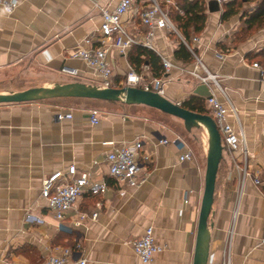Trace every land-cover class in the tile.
Wrapping results in <instances>:
<instances>
[{
	"label": "crops",
	"instance_id": "0c3cea01",
	"mask_svg": "<svg viewBox=\"0 0 264 264\" xmlns=\"http://www.w3.org/2000/svg\"><path fill=\"white\" fill-rule=\"evenodd\" d=\"M203 1L206 21L202 31L192 33L199 36L195 51L208 70L217 74L235 108V114L226 113L225 121L236 131L240 126L246 150L244 159L242 148L231 151L223 147L209 215L207 264H225L227 257L230 264H264V78L251 65L264 63V30L230 45L229 33L238 20H221L222 7L208 11L210 0ZM117 2L16 0L11 13L0 3V92L71 81L93 84L94 69L69 52L97 29L99 7H113ZM122 20L131 29L126 16ZM153 44L154 51L172 63L165 75L163 96L179 104L190 96L199 97L209 111L205 101L209 87L186 71L194 59L174 57L178 38L157 30ZM106 46L113 80H123L131 66L127 53L120 54L109 42ZM64 64L76 68L78 74L62 73ZM91 100L0 104V264H42L54 247L72 246L76 241L81 245L80 254L72 261L83 257L86 264H140L129 241L149 225L156 242L163 246L149 264H192L206 146L194 151L166 124L148 117L146 108L151 107L142 104L94 100L103 104L96 108L99 121L92 124V107L87 102ZM69 110L71 118L56 119V112ZM163 138L167 144L159 141ZM176 138L179 141L174 142ZM134 139L142 141L149 160L139 172L141 182L128 186L108 175L105 155L113 144ZM186 147L192 149L194 158L180 161L178 156ZM68 164L107 183L103 193L84 194L77 200L78 210L95 211L97 217L76 227H70L73 210L58 223L40 195L42 179ZM241 166L249 175L243 174Z\"/></svg>",
	"mask_w": 264,
	"mask_h": 264
},
{
	"label": "built area",
	"instance_id": "2783aa9c",
	"mask_svg": "<svg viewBox=\"0 0 264 264\" xmlns=\"http://www.w3.org/2000/svg\"><path fill=\"white\" fill-rule=\"evenodd\" d=\"M216 1L222 7L224 3L230 0ZM0 3L6 13H11L15 7L16 0H0ZM170 3L175 4L174 0H118L113 7H99L101 18L99 26L93 32L84 36L69 54L94 69L97 77L94 79L93 85L101 88L133 86L163 95V85L166 81L165 75L172 66L171 61L167 57L160 56L162 68L160 76L151 75L149 66L142 64L138 70L129 66L123 80L116 82L113 80L111 65L106 59V42H109L110 46L114 47L120 54L125 55L136 44L154 50L153 37L157 30H165L175 35L194 59L193 66L191 69L186 70L187 73L209 87V94L205 101L209 106L208 112L220 133L223 147L231 151L242 148L245 159V138L240 126L236 131L225 121L226 113L231 111L235 114V108L227 99L217 74L210 72L197 55L195 44L199 41V36L192 34L189 38L184 37L181 30L172 21L168 8L164 7ZM123 16H126V22L132 24L131 29H126L122 20ZM262 29L264 30V26ZM251 65L264 78V65L258 62H252ZM60 71L71 76L78 74L76 68L66 64L60 67ZM216 92L223 99H218ZM55 117L57 120L71 118L72 111H58ZM99 117L100 113L97 109H89L90 123H97ZM176 139L173 141H179L178 138ZM159 141L164 144L168 143L166 138ZM180 143L184 145V142L181 141ZM193 158L194 154L190 147H186L178 156L180 161H190ZM147 160H149V155L143 152L140 139L113 144L105 155L108 175L117 183L127 184L128 186H137L141 182L139 172ZM240 170H242L244 175H249L244 166H241ZM253 181L255 184H259L257 177H254ZM106 188L107 183L104 179L93 178L89 171L79 170L75 164H68L64 168L52 171L42 179L40 195L45 199L47 209H49L58 223H62L66 213L73 210L75 217L70 220V227H76L82 225L88 218L95 220L97 217V212L95 211L84 212L78 210L76 206L77 200L84 194H101ZM184 202H187V198H184ZM129 244L138 256L140 264H149L153 256L163 249V246L156 242L153 236V228L150 225L144 228L140 236L130 240ZM80 248L81 245L78 241L72 246H56L47 254L42 264H86V260L83 257H78L72 261L74 255L80 254ZM225 264H230L229 257H227Z\"/></svg>",
	"mask_w": 264,
	"mask_h": 264
},
{
	"label": "water",
	"instance_id": "95a60500",
	"mask_svg": "<svg viewBox=\"0 0 264 264\" xmlns=\"http://www.w3.org/2000/svg\"><path fill=\"white\" fill-rule=\"evenodd\" d=\"M208 11L219 10L216 0L207 3ZM58 98H86L102 101H117L125 104H142L182 120L186 131L203 127L207 134V148L205 155V169L203 177V192L198 211L195 244L192 264H207L210 222L213 194L215 189L216 172L222 157L223 145L220 133L213 118L209 114H202L188 110L179 103L167 99L153 91L138 87H105L80 81L54 83L51 86H33L12 92H0V104L23 103Z\"/></svg>",
	"mask_w": 264,
	"mask_h": 264
},
{
	"label": "trees",
	"instance_id": "16d2710c",
	"mask_svg": "<svg viewBox=\"0 0 264 264\" xmlns=\"http://www.w3.org/2000/svg\"><path fill=\"white\" fill-rule=\"evenodd\" d=\"M249 0H230L222 5L221 20H228L238 13L239 5ZM258 5L247 14L244 23L246 30L256 31L264 26V0H258ZM174 5L169 11L172 21L181 30L184 37L189 38L192 33L202 31L205 21V5L203 0H174ZM176 7V8H175ZM174 57L183 61L192 60V56L183 44L174 51ZM128 63L138 70L142 64H147L151 73L160 76L162 73L160 56L152 49L136 44L127 52ZM261 64V61H258ZM116 102V101H111ZM180 105L188 110L202 114H209L204 100L199 97L190 96L183 100ZM210 115V114H209Z\"/></svg>",
	"mask_w": 264,
	"mask_h": 264
},
{
	"label": "rangeland",
	"instance_id": "374dc122",
	"mask_svg": "<svg viewBox=\"0 0 264 264\" xmlns=\"http://www.w3.org/2000/svg\"><path fill=\"white\" fill-rule=\"evenodd\" d=\"M258 2H259L258 0H249L247 2H244L242 5H239L238 13H236L235 15L229 18L234 20L235 22L238 20V23L237 22L235 23L236 26H234L229 33V36L231 38V43H229L230 45L243 42L246 39L256 35L257 32H259L262 29L260 28L256 31L253 30L249 31L246 30V26L244 23L245 17L247 16L248 13H250L251 11H253V9L256 8ZM164 7L170 9L171 7H173V4L172 3L166 4ZM64 102H69V100H65ZM87 102L89 107H92L94 109L100 107L103 104L101 103V101H94V100ZM71 103H73V101H71ZM146 115L156 121H160L166 124L172 130H174L178 135H180L181 138L185 140L192 147L194 151L197 152L199 150H202L204 149V146H206L207 148V141L205 140V136L207 138V134L206 132L204 134L202 129L203 127H198L200 128L199 130L198 128H192L191 131H186L181 121H179L178 119H174L170 115L164 114L161 111L153 108L151 109L146 108ZM204 158H205V154H204Z\"/></svg>",
	"mask_w": 264,
	"mask_h": 264
}]
</instances>
